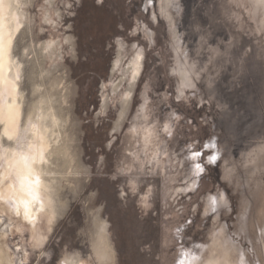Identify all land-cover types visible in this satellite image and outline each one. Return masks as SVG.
Segmentation results:
<instances>
[{
	"label": "rangeland",
	"instance_id": "obj_1",
	"mask_svg": "<svg viewBox=\"0 0 264 264\" xmlns=\"http://www.w3.org/2000/svg\"><path fill=\"white\" fill-rule=\"evenodd\" d=\"M11 1L22 112L13 138L0 122V171L11 150L27 153L31 117L48 110L57 127L42 178L55 221L42 211L32 230L0 187V264H264V11L240 0ZM146 127L159 165L138 133L126 150Z\"/></svg>",
	"mask_w": 264,
	"mask_h": 264
},
{
	"label": "bare ground",
	"instance_id": "obj_2",
	"mask_svg": "<svg viewBox=\"0 0 264 264\" xmlns=\"http://www.w3.org/2000/svg\"><path fill=\"white\" fill-rule=\"evenodd\" d=\"M6 3L13 5L11 0H0V122L3 124L1 136L13 138L17 134L22 109L21 103L18 100V66L11 57V46L16 33V31H13L15 24L8 23L10 18H14L15 21L16 16L14 15L16 13H14V7H10L6 13L4 8ZM141 70L142 63L139 56L134 65L133 76L135 78L139 76ZM4 90H6L5 99L2 94ZM2 98L4 99L3 101H1ZM35 115L36 117H31L32 120L34 117L35 122L29 130L31 133L29 139L30 147L25 150L27 153L18 149L11 150L7 155L4 170L0 171V187L5 186L3 192L6 191L7 195L14 199L16 214L23 222H28L32 230L35 229L39 221V213L42 211L47 210L51 216V222L55 221L54 203L52 193L50 192V185L43 180L42 174L45 171L44 165L50 156V147L52 139L56 134L57 122L54 117L48 121L50 117L49 111L42 108H39ZM135 133H138L142 145H146L147 150L150 151L148 163H151L152 166L161 164L159 163V156L161 155H159L158 151L159 144L157 138L152 135L153 131L149 130L148 127L138 130L134 128L130 131L126 146L127 152L131 153L134 148V144L136 143ZM1 157L2 154L0 153V159ZM132 158V155L128 157L129 163L132 162ZM13 177L16 181L13 180ZM7 180L9 184L5 185ZM1 193L2 191H0V196ZM42 194L46 195L45 200L41 198ZM142 208H146L144 201ZM98 238L99 245L96 253L99 254L101 261L107 263L111 259L109 256L110 247L107 243L104 226H100ZM0 241H2L1 238ZM5 249L4 253L7 251ZM0 254H3L1 248ZM0 259L4 261V257L1 256ZM64 264L87 263L83 261H67Z\"/></svg>",
	"mask_w": 264,
	"mask_h": 264
},
{
	"label": "clouds",
	"instance_id": "obj_3",
	"mask_svg": "<svg viewBox=\"0 0 264 264\" xmlns=\"http://www.w3.org/2000/svg\"><path fill=\"white\" fill-rule=\"evenodd\" d=\"M14 5L11 4H5L4 8H5V12H8V9L10 7H13ZM240 7H245L246 11H251L253 8L259 6L261 8L262 11H264V0H240ZM9 24H15L14 18H10L8 20ZM13 31H16V28H13ZM7 43V41H6ZM19 79V78H18ZM25 115H27V110L25 112ZM25 147H27V144H25Z\"/></svg>",
	"mask_w": 264,
	"mask_h": 264
}]
</instances>
